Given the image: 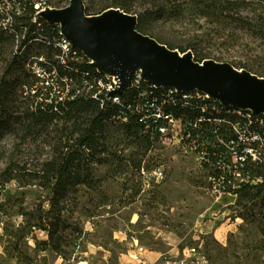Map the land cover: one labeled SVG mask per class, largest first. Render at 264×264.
Returning a JSON list of instances; mask_svg holds the SVG:
<instances>
[{
    "label": "trees",
    "instance_id": "16d2710c",
    "mask_svg": "<svg viewBox=\"0 0 264 264\" xmlns=\"http://www.w3.org/2000/svg\"><path fill=\"white\" fill-rule=\"evenodd\" d=\"M22 1L26 4L24 12L27 16L21 17L26 21L17 24V32L25 37L21 46L12 51L9 70L0 78V142L8 138L13 141L9 148L0 150V158L4 162L0 173V195L5 184L11 181H16L20 186L36 185L40 191L39 199L31 209L23 205L19 207V214L24 219L12 231V235L28 237L34 236L37 230L43 231L47 238L38 239L34 236L37 247L42 250L51 249L66 258L63 244L69 234L80 236L84 232V228L72 220L80 187H95L98 182L96 165L125 160L111 145V129L117 124L112 117L117 111V105L106 98L105 92L94 96L97 89L89 87L88 80L100 77L107 82L111 78L91 65L79 49L76 57L70 54L65 62L60 58L54 59L58 73L55 86L41 84L40 79L28 71L23 60L32 52L33 41L46 36L50 29L55 31L57 24L41 18V30L34 34L37 25L31 22L30 15L36 11L33 6L35 0ZM96 1L83 0L86 14H97L110 7L134 14L137 16L136 29L139 32L181 53L191 50L194 59L199 62L214 59L254 71L247 63L225 60L211 52L215 44L220 48H229L236 43L226 39L220 27H215L218 33L211 34L201 29L203 23L199 19L187 21V8L191 3L198 6L202 16L218 15L219 22L231 21L239 30L251 34L264 44V0H98L101 6L93 9ZM64 2L47 0V4L59 7H63ZM252 4L262 8L260 13L234 17L228 12L233 5L246 7ZM159 28L171 29L173 39L157 32ZM0 29L4 31L1 25ZM42 38L40 46L48 48V57L60 54L58 48L47 45ZM246 46L251 48L248 43ZM255 57L264 68V50L255 53ZM167 87L150 86L146 77L142 76L138 83L126 88L121 95L123 102L130 104L145 89L159 92ZM63 92H66L65 97H62ZM178 112L187 114L189 110L181 108ZM257 116L264 118V113L257 112L252 118ZM252 124L264 135V126L254 121ZM122 129L133 143L147 149L158 140L157 134L147 128L134 111H131L129 123L122 126ZM218 152L217 148L211 149V159L217 158ZM245 170L251 179L240 183L233 190L236 203L242 204L244 200L259 202L262 216L264 161L249 160ZM244 208H248V204ZM26 257L32 260L29 255Z\"/></svg>",
    "mask_w": 264,
    "mask_h": 264
},
{
    "label": "rangeland",
    "instance_id": "374dc122",
    "mask_svg": "<svg viewBox=\"0 0 264 264\" xmlns=\"http://www.w3.org/2000/svg\"><path fill=\"white\" fill-rule=\"evenodd\" d=\"M9 1L1 0L0 12L4 8L14 15L17 24L25 22L21 17L27 16V13L14 14ZM70 1L65 0L63 7L48 6L63 9ZM101 4L97 0L93 9ZM230 9L228 12L234 17L254 16L262 10L254 4L246 7L233 5ZM192 19H199L203 23L201 29L211 34L218 33L215 27H220L226 39L236 43L229 48H220L215 44L211 50L214 55L247 63L254 68L250 72L264 76L262 63L255 57V53L264 50V44L259 39L239 30L231 21L219 22L218 15L202 16L195 3L187 8V21ZM157 32L173 39L174 33L169 28H159ZM24 37L20 32L14 36L0 29V78L9 70L12 51L21 46ZM41 38L33 41L32 52L23 60L28 71L36 77L31 61L42 62L48 71L56 67L54 59L58 55L48 57V48L40 46ZM247 43L251 48L246 46ZM41 56L44 57L42 61L39 60ZM96 69L100 71L98 67ZM104 73L112 83H116L113 76ZM49 76L52 77V74ZM138 76H143L140 71L133 74L132 80ZM146 81L148 83L147 77ZM55 82L50 86H55ZM192 89L197 91L198 88ZM65 96L66 92H63L62 97ZM111 141L112 149L125 160L96 165L98 182L95 187H80L72 220L79 223L84 232L80 236L69 234L63 244L66 258L51 249L37 247L34 236L47 238L43 231L37 230L34 236L28 237L12 235L24 219L19 214V207L23 205L31 209L37 203L40 191L36 185L20 186L16 181L5 184L0 195V264H74L82 259H86L88 264H116L117 253L128 248L127 241L120 240L122 237L165 252L176 246L181 252L185 250L191 254V264H196V257L201 254L205 256V261L199 264H264V219L259 202L244 200L242 204H237L234 196L219 195L208 189L206 172L195 156L174 145L158 139L147 149L133 143L118 123L111 129ZM12 142L11 138L1 141L0 150L9 148ZM142 166L148 170L162 166L165 178L148 184L141 174ZM3 168L4 162L0 158V173ZM245 204L248 208H244ZM166 254L170 255V252Z\"/></svg>",
    "mask_w": 264,
    "mask_h": 264
},
{
    "label": "built area",
    "instance_id": "2783aa9c",
    "mask_svg": "<svg viewBox=\"0 0 264 264\" xmlns=\"http://www.w3.org/2000/svg\"><path fill=\"white\" fill-rule=\"evenodd\" d=\"M8 5L12 6L13 13L17 14L26 9V4L22 0H10ZM33 6L36 11L31 14V22L37 25L36 31H33L35 34L41 30V18L50 20L42 14L43 9L48 6L47 0H35ZM0 25L6 33L17 35L14 15L4 8ZM42 37L44 43L60 50L57 58H61L63 62H65L64 56L72 54V57H76L77 49L81 50L67 37L62 25H57L55 31L50 29L48 34ZM39 60H44V57L41 56ZM31 62L30 66L41 83L51 85L58 80L56 67L48 72L46 65L42 62L37 60ZM88 62L91 64V61ZM50 74L52 77L49 76ZM63 79L67 81L66 77ZM140 79L139 76L133 79L132 85L138 83ZM87 83L89 87L94 86L97 89L94 96L105 92L106 98L117 105V111L112 117L116 123L121 126L127 125L131 111H134L140 121L157 134L158 139L163 143L174 145L186 153L193 154L206 172L207 188L216 194H228L235 197L233 190L240 183L249 182L251 179L249 171L245 170L246 163L249 160L264 161L262 159L264 135L252 126L253 121L264 126V118L260 116L252 118V115H257V112L224 104L202 93L199 89L197 91L192 88L177 90L170 86L159 92L145 89L130 104H126L123 102L122 92L117 90L116 83L106 82L100 77L92 81L88 80ZM181 108H186L189 112L177 114ZM215 148L219 150V155L211 159L210 151ZM141 174L148 184L165 178L162 166H156L151 170L142 166ZM262 216L264 218V208ZM138 249L141 253L145 250L143 246H138ZM137 258H141L140 253ZM204 261L205 256L201 254L196 257L195 263Z\"/></svg>",
    "mask_w": 264,
    "mask_h": 264
},
{
    "label": "water",
    "instance_id": "95a60500",
    "mask_svg": "<svg viewBox=\"0 0 264 264\" xmlns=\"http://www.w3.org/2000/svg\"><path fill=\"white\" fill-rule=\"evenodd\" d=\"M115 9L124 12L119 8ZM62 10L66 14V20L62 24V28L73 44L83 50L88 57L90 55H115L117 57L116 64L125 71L126 77L131 76L132 78L133 76L127 62L136 60L147 67V75L143 74L145 77L154 75L161 78L164 82L181 81L184 86L189 88H198L202 91L211 89L223 95L228 102L236 106L264 107V89L233 83L224 77L219 70L212 69L207 71L201 67L206 60H216L205 59L202 62L196 61L193 52L189 50L187 52L190 54V60L194 63L191 64L188 61H182L180 58L171 57L158 51L149 39L157 43L160 42L136 29V15V22L132 29L126 27L121 31L117 24L113 22L109 26L108 31L99 32L91 31L79 22L80 13H85L83 0H71L70 4ZM166 47L169 48L168 46ZM176 51L180 56H184L187 53H181L177 49Z\"/></svg>",
    "mask_w": 264,
    "mask_h": 264
},
{
    "label": "bare ground",
    "instance_id": "6f19581e",
    "mask_svg": "<svg viewBox=\"0 0 264 264\" xmlns=\"http://www.w3.org/2000/svg\"><path fill=\"white\" fill-rule=\"evenodd\" d=\"M42 13L43 15L48 17V19L52 22L64 24L66 20V14L63 12L62 9H59L57 7L47 6L43 9ZM79 22L84 25L87 29L99 32L108 31L109 26L113 22H115L117 24V27L122 31L126 27L132 29L136 22V16L129 13L120 12L114 7H110L97 14L80 13ZM149 41L161 53H164L171 57H177L180 58L182 61H188L191 64H194L190 60L189 52L185 53L184 56H180L177 54L176 49L167 48L164 44L157 43L152 39H149ZM89 58L91 59V64L93 66L98 67L100 71H104L114 77L117 84V90L119 92L124 91V89L132 85L133 80L131 76L126 77L125 71L116 64L117 57L115 55H90ZM127 65L131 69L132 74H134L136 71H140L142 75H147V67L143 63L138 62L136 60H129L127 62ZM201 67L207 71L217 69L224 77H226L229 81L233 83L264 89V76H258L257 74L248 71L246 68H236L228 62H216L212 60L204 61ZM147 79L150 85L156 87L167 85L175 87L177 90L191 89L188 86H184L181 81L164 82L163 80H161V78L154 75H148ZM204 92L209 97L218 99L224 104L234 105L228 102V100L223 95H220L217 92L212 91L211 89H204ZM240 107L244 109H250L254 112L264 113V107L251 105H241Z\"/></svg>",
    "mask_w": 264,
    "mask_h": 264
},
{
    "label": "crops",
    "instance_id": "0c3cea01",
    "mask_svg": "<svg viewBox=\"0 0 264 264\" xmlns=\"http://www.w3.org/2000/svg\"><path fill=\"white\" fill-rule=\"evenodd\" d=\"M121 241H127L128 248L117 253L116 264H191V254L181 252L176 246L171 247L167 252L164 250L147 248L141 245L138 240H129L122 237ZM138 246H143L144 251L139 252ZM140 253L141 258H137ZM142 260V261H141ZM74 264H88L86 259L78 260Z\"/></svg>",
    "mask_w": 264,
    "mask_h": 264
}]
</instances>
